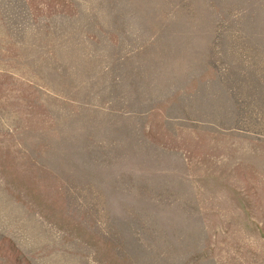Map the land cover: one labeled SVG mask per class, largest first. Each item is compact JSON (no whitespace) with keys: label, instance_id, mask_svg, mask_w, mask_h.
<instances>
[{"label":"rangeland","instance_id":"374dc122","mask_svg":"<svg viewBox=\"0 0 264 264\" xmlns=\"http://www.w3.org/2000/svg\"><path fill=\"white\" fill-rule=\"evenodd\" d=\"M259 143L264 0H0V264H264Z\"/></svg>","mask_w":264,"mask_h":264},{"label":"crops","instance_id":"0c3cea01","mask_svg":"<svg viewBox=\"0 0 264 264\" xmlns=\"http://www.w3.org/2000/svg\"><path fill=\"white\" fill-rule=\"evenodd\" d=\"M226 144L229 150L234 148V146L240 145L239 142H236L233 139H230V137L227 139ZM247 162L253 165V168H251L250 170L253 169L254 172L258 171V166L261 169H262V166L264 167V143L263 144L259 143L258 145L254 144L252 149L249 147ZM220 182L221 184H223V187L225 188L226 186L228 187L232 186L230 181L222 180Z\"/></svg>","mask_w":264,"mask_h":264}]
</instances>
